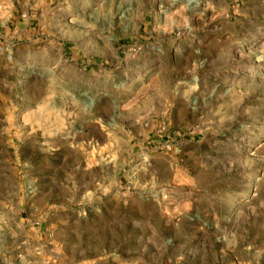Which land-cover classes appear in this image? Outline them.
<instances>
[{
	"label": "rangeland",
	"instance_id": "1",
	"mask_svg": "<svg viewBox=\"0 0 264 264\" xmlns=\"http://www.w3.org/2000/svg\"><path fill=\"white\" fill-rule=\"evenodd\" d=\"M0 264H264V0H0Z\"/></svg>",
	"mask_w": 264,
	"mask_h": 264
}]
</instances>
